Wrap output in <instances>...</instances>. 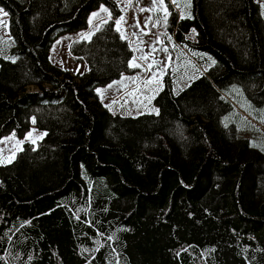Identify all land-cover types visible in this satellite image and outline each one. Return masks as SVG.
Returning <instances> with one entry per match:
<instances>
[{
	"label": "trees",
	"instance_id": "obj_1",
	"mask_svg": "<svg viewBox=\"0 0 264 264\" xmlns=\"http://www.w3.org/2000/svg\"><path fill=\"white\" fill-rule=\"evenodd\" d=\"M102 3L115 15L113 0H0V138L44 132L0 165V264H264L260 5L174 0L172 39L206 69L177 93L167 71L157 114L123 117L95 93L130 71L112 20L70 44L85 72L48 58Z\"/></svg>",
	"mask_w": 264,
	"mask_h": 264
},
{
	"label": "rangeland",
	"instance_id": "obj_2",
	"mask_svg": "<svg viewBox=\"0 0 264 264\" xmlns=\"http://www.w3.org/2000/svg\"><path fill=\"white\" fill-rule=\"evenodd\" d=\"M113 1L117 7L115 15L102 3L90 12L86 29L55 38L48 51L49 61L72 75L85 72L86 63L73 58L69 51L70 44L76 40H88L100 24L112 20L116 30L132 50L133 58L129 63V72L95 89L98 100L113 115L136 117L142 114H157L153 99L161 91L167 71L171 73L173 91L177 93L203 73L206 67L202 66L195 55L176 46L172 39L169 19L175 10L174 0H163L162 3L161 0ZM255 2L260 5L264 19V0ZM120 17H123V20L117 29L116 21ZM137 21L138 26L134 27ZM8 43V15L0 13V48L6 47ZM205 55L211 59L208 54ZM208 57L205 58L207 65L212 62V59L209 62ZM199 58L202 59V55ZM43 137L44 132L38 130L33 119L29 130L23 136L14 133L3 136L0 138V165L11 163L25 143L36 146Z\"/></svg>",
	"mask_w": 264,
	"mask_h": 264
},
{
	"label": "snow or ice",
	"instance_id": "obj_3",
	"mask_svg": "<svg viewBox=\"0 0 264 264\" xmlns=\"http://www.w3.org/2000/svg\"><path fill=\"white\" fill-rule=\"evenodd\" d=\"M163 2V0H161V3ZM144 9H142V11H143ZM102 11H107V9H102ZM0 13H3L4 15H7V13L6 12H4V10L3 9H0ZM123 20V17H120L117 21H116V25H117V29H119V25H120V23H121V21ZM105 23H106V21H104ZM136 26H138V21H137V24L136 25H134V27H136ZM145 26H147V25H145Z\"/></svg>",
	"mask_w": 264,
	"mask_h": 264
}]
</instances>
